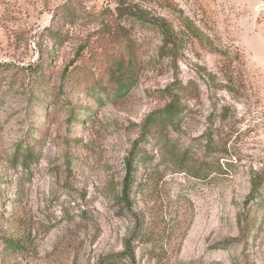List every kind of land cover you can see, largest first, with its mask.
<instances>
[{
  "label": "rangeland",
  "instance_id": "rangeland-1",
  "mask_svg": "<svg viewBox=\"0 0 264 264\" xmlns=\"http://www.w3.org/2000/svg\"><path fill=\"white\" fill-rule=\"evenodd\" d=\"M134 1L0 0V264H264V0Z\"/></svg>",
  "mask_w": 264,
  "mask_h": 264
},
{
  "label": "trees",
  "instance_id": "trees-1",
  "mask_svg": "<svg viewBox=\"0 0 264 264\" xmlns=\"http://www.w3.org/2000/svg\"><path fill=\"white\" fill-rule=\"evenodd\" d=\"M152 10L149 11L146 8L144 2H136L134 0H117V2H115L114 11H112L110 14L112 15V18H116L115 21L119 19L126 25L127 23H139L142 26L153 28L162 35V39L165 42L164 48L168 49V47L171 46L170 51H173L176 46V44L171 39V37L173 36L174 28L168 19L172 18V15L168 14L169 12H167V14L160 13L158 7L154 13H152ZM111 23L112 21L110 22V24L108 23L106 25L107 35L111 37L110 41L113 43H116L118 39H121V41L123 40L124 42L128 41V26L121 23L118 26H114V22L113 24ZM64 40L65 38H62V40L60 41L63 42ZM86 47L82 48L80 54L83 53L84 50H86ZM130 54L134 55L135 52H130ZM111 55L112 56H107L106 62L112 66H117L118 69H122L124 67L123 59L125 57H118L115 54ZM119 58H121L120 61ZM135 61L136 58L134 59V62ZM129 62L132 63L133 61L130 60ZM175 91L176 92L172 96L170 104L166 106V108L161 112V117L157 116L156 120H154V122L151 121V123H159V121L162 119H166L168 123L171 120V123H173L175 119L179 118L182 115L185 110V107L183 106L184 98L188 97L190 88L188 86L181 85ZM126 181L127 183L124 184L122 195L120 197V200L123 204H128L130 200V175L126 179ZM251 195L253 199H260L261 201H264V170L257 172L251 178ZM128 209L131 210V207H129ZM242 229H244V226H242ZM126 248L127 251L125 252L116 254L114 256H109L107 264H117L120 258L130 259V261H134V253L128 252L130 246L127 245Z\"/></svg>",
  "mask_w": 264,
  "mask_h": 264
}]
</instances>
